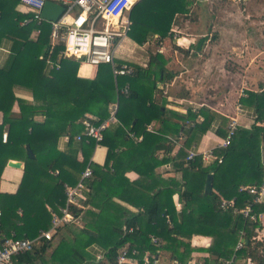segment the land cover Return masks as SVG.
Here are the masks:
<instances>
[{"label": "trees", "instance_id": "16d2710c", "mask_svg": "<svg viewBox=\"0 0 264 264\" xmlns=\"http://www.w3.org/2000/svg\"><path fill=\"white\" fill-rule=\"evenodd\" d=\"M192 1L138 0L129 13L128 39L138 46L153 37L171 39L176 17L188 14ZM17 3L0 0V38L5 30L4 34L14 39L12 55L0 68V176L7 164L5 154L23 156L24 168L16 194H0V243L9 238H37L48 230L51 212L60 214L59 208L65 205V187L75 186L87 166L93 178L85 200L70 207L76 222L59 228L49 241L39 240L32 251L18 256L15 264H100L87 252L92 245L101 249L107 264H116V251L125 244L140 253L169 254L173 262L184 263L195 256L202 264H210L209 259L216 264L224 260L264 264V244L252 241L258 222L243 219L232 208L219 207L221 199L235 198L234 208L241 209L250 196L238 192L239 188L263 178L264 86L240 99L242 106L254 110L255 122L249 129L237 127L230 145L215 150L221 159L203 167L196 157L186 166L184 159L195 136L204 134L213 119L220 117L207 108L198 112L188 109L185 114L165 108V100L157 97L161 91L156 83L173 78L166 69L170 58L150 55L145 68L117 61L132 67V76L114 78L109 65H100L94 68L92 78L78 77L80 60L58 58L62 44L51 47V24L30 20L22 25L32 14L18 13ZM32 30L38 32L35 40L30 39ZM205 37L188 50L200 51ZM48 58L52 68L47 65ZM125 87L127 96L121 94ZM17 88L28 92L32 102L16 98ZM112 104H117L118 126L103 132L99 144L107 149L106 157L102 166H95L90 162L94 140L78 142L75 138L83 130L85 115L100 124L109 118ZM15 105L20 118L10 122ZM221 120L216 133L225 138L228 120ZM152 121H159L160 126L150 132L146 126ZM5 130L7 140L3 143ZM128 133L142 137L141 141H132ZM64 136L69 137L66 149L59 150L58 140ZM180 136L184 137L180 161L173 167L181 172V189L166 184L156 173L169 162L166 156L174 145L169 139ZM26 145L33 158L26 157ZM159 153L163 158H158ZM127 171L136 172L138 180L129 181ZM208 174L213 177L210 194L204 192ZM175 194L185 202L179 213L173 202ZM258 208L264 211V206ZM129 229L132 232H127ZM240 230L247 244L235 250ZM194 235L210 237V246L192 248ZM151 236L161 239V244L153 245Z\"/></svg>", "mask_w": 264, "mask_h": 264}, {"label": "built area", "instance_id": "2783aa9c", "mask_svg": "<svg viewBox=\"0 0 264 264\" xmlns=\"http://www.w3.org/2000/svg\"><path fill=\"white\" fill-rule=\"evenodd\" d=\"M21 5L32 14V19L25 20L22 25L27 24L30 20L37 23L45 21L41 17V11L46 1L58 3L65 8L64 14L57 22H49L51 24L50 45H63L58 58L78 59L87 65L98 67L100 65H109L114 78L119 76H132L134 69L127 64L119 65L115 61L116 50L120 42L127 37V33L131 27L129 18L130 10L135 0H19ZM117 18L116 21H113ZM101 21L102 28H98V21ZM172 34V32H171ZM47 65L52 68L51 59H47ZM121 94L128 95V88L121 90ZM117 104L110 106V116L107 120L96 124L95 119L90 115H85L83 130L77 135L75 140L80 142L82 138L94 140L96 145L102 141V135L111 125L118 123L115 114ZM236 113H242L241 103L236 104ZM237 122L232 118L227 127V135L218 148L225 149L230 145L231 138L237 130ZM147 131H152L148 129ZM128 137L134 141H141V137H135L128 133ZM179 138H182L180 136ZM68 142L69 137H63ZM7 140V134L3 133L2 142ZM176 141L175 139H169ZM196 157L200 158L203 167H207L215 160L221 159L216 155L214 149H208L198 154L195 150H189L184 159L187 166L189 162L194 161ZM57 174V171L54 172ZM92 170L87 166L81 173L77 184L73 187H65L66 201L63 207L59 208L60 214L51 212V223L48 230L41 231L39 236L33 240L9 238L0 243V264H15L18 256L30 252L39 240H51L56 231L65 226H69L76 222V218L71 214L70 207L85 200V192L89 190L92 180ZM238 192L245 193L250 196L245 205L241 209L234 208L235 198L231 200L221 199L219 207L222 210L233 209L234 214H239L243 219L252 223L258 222L255 229L253 242L264 244V211H260L258 207L264 206V163L263 178L260 182L249 184L239 188ZM132 232V229L127 230ZM240 239L236 244L235 250L243 247L242 240L243 231H239ZM150 241L153 245L161 244L158 237L151 236ZM104 258L103 254H97L95 261L100 262ZM160 264L156 253L144 251L140 253L136 248L125 244L116 251V264ZM171 264H202L201 262L189 259L184 263L172 262ZM220 264H231V260L221 261Z\"/></svg>", "mask_w": 264, "mask_h": 264}, {"label": "crops", "instance_id": "0c3cea01", "mask_svg": "<svg viewBox=\"0 0 264 264\" xmlns=\"http://www.w3.org/2000/svg\"><path fill=\"white\" fill-rule=\"evenodd\" d=\"M137 1L138 0H135L134 4ZM15 10L20 14L29 13V12H27V9L21 5L19 0H18L16 7H15ZM1 31L2 30H0V32ZM174 31L172 29L170 30V32H172V34L174 33ZM4 33H5V30L3 31V34ZM3 34H1L2 37L0 38V68H3L5 66L9 57L12 55V47H13V43H14V39L12 37H10L8 34H4V35ZM37 35H38L37 30H32L31 34H30V39L35 40ZM176 39H177V41H179L181 39H183L184 41H190V42H186V43H188L187 45H189V43H190V46L195 45V44H193L191 38L182 37L180 39V37H177ZM167 42H173L172 35H171V39L167 38V39H164L163 41L159 40L157 37H153L141 46L136 45L135 43L130 41L128 39V37H126L120 42L119 47L116 50L115 61L117 63V61H123L124 60L123 61L124 63L130 62V63H134V64H136L142 68H145L147 66L148 59H149L150 55L157 53V54H162L166 57H169L170 61L166 65V69L173 74V78L171 80H167L165 82H163L161 80V81L156 83V88L161 91V93H159L157 95V97L165 100V108L167 110H170V111H173V112H176L179 114H185L188 109H191L193 112H198L201 108H207L209 111L214 112L216 115H218L220 117V118H214L213 119V121L210 123L208 130L204 134H202V135L197 134L195 136V139L193 140L188 151L189 150H195L198 154H200L201 152H204L208 149H214V150L219 149L218 145L220 144L222 139H224L216 133L217 131L220 130L221 125H222L221 117L226 118L228 120V124H229L230 120L232 118H234L237 122L238 127H243L245 129H249L255 122L256 115H255L254 110L251 107L242 106V113L240 115L237 114L236 113V105H234L236 98L228 95V93H233L232 90H230L228 92L224 91L226 96H222L223 99L214 100L213 103L211 101H213L214 98L206 100L205 99L206 90L204 88H201L202 86L198 85V81L196 83L195 82L193 83L192 77H190V76L187 77L186 75H184V73L188 72L187 68H184V71L182 69L178 72H176L174 70V68H173L174 59L172 58V60H171L172 56H170V55L172 54V52H170V50H168L167 45H166ZM154 43H157V45L155 46V49L153 50L154 52H151V50H149V48ZM123 45H125L124 50L122 51V53L119 54V50L123 47ZM176 45H177V47H181L180 49L183 51H189L188 53L190 55L192 54V52H194V50H192V49L188 50L190 46H188L186 49L183 46H181L180 44H179V46H178V44H176ZM166 49H167V53H166ZM144 51H146L145 54H143ZM194 53H195L196 57L199 56V51H195ZM122 54H124V56ZM119 56H121L120 59H122V60H117ZM84 65H85L84 67H82L81 64L79 65L78 77L87 78V79L92 78L95 75V69L93 68V66H90L87 64H84ZM81 71H83L87 74L81 75L80 74ZM224 90H226V89H224ZM14 93H15L16 98L21 99V100H25L27 102H32V97L28 92L17 88L14 90ZM241 93H242V96L245 98L246 94L243 91V89L241 90ZM208 101H210V102L208 103ZM19 118H20L19 109H18L17 105H15L13 107L12 114L10 116V122L17 121V120H19ZM39 121H42V119L40 118ZM197 121L201 122L202 117H198ZM1 122H2V114L0 113V124H1ZM117 126H118V123L111 124L107 129L115 130L117 128ZM159 126H160L159 121H152L149 125L146 126V130L150 129V130H152L150 132H153V131L157 130L159 128ZM227 127H228V125H227ZM6 128H7V126H6ZM4 133L7 134L6 130L4 131ZM141 139H142V137H141ZM172 139H175L176 141L173 142L174 145H173L171 153L169 154V157H168V155L166 156V158L169 159V162L158 167L156 169V173L158 176H160V178L166 184L172 185L175 188L181 189V187H180L181 183H182L181 172L174 170L173 164L180 161L178 153H179V150L181 149V146L183 145L184 137L183 136H182V138L173 137ZM132 141H134V140L132 139ZM134 142H137V141H134ZM67 143L68 142H65L63 137L60 138L58 140V149L59 150H65ZM106 151H107V149L105 147L101 146L100 144L96 145L94 148V151L92 153L90 162H92L95 166H102L104 164V161H105ZM157 156L159 159H161V158H163L164 155H163V153H159V154H157ZM4 157L6 158L7 162L8 161H19L22 163L21 168H12L6 164V166L3 168L1 176H0V194L14 195L18 191L19 185H20L21 180H22L23 168H24V157L21 155H15V154H5ZM125 176L131 182H134V181L138 180V178H139L138 174L134 171H127L125 173ZM212 192H213V189H212ZM173 202H174L176 212L179 213L181 211V209L183 208V206L185 205V202L179 201L177 194H175L173 196ZM131 210L133 212H135V209H131ZM18 214H20L19 211H18ZM81 224H82V222H81ZM194 238L198 241L196 244L192 243ZM200 240H207L208 242L207 243H200L199 242ZM211 241L212 240L210 237L201 236V235H194L190 239V245L192 248H207L210 246ZM128 245H130V244H128ZM87 252L91 256H93V258H95V256L97 254H103L101 249L95 245H92L91 247H89L87 249ZM51 253H52V248H50L46 252V254H48V255ZM201 255H203V254H201ZM169 256H170L169 254H166V253L162 254L161 253V255L158 256L159 263L160 264H171L173 261H171ZM191 259L199 261L195 256H192ZM209 260L211 262L214 261L213 259H209ZM99 263L100 264H107V262H106V260H104V258Z\"/></svg>", "mask_w": 264, "mask_h": 264}, {"label": "rangeland", "instance_id": "374dc122", "mask_svg": "<svg viewBox=\"0 0 264 264\" xmlns=\"http://www.w3.org/2000/svg\"><path fill=\"white\" fill-rule=\"evenodd\" d=\"M193 1L188 14L176 17L177 24L172 27L175 30L173 42L166 43L172 52L171 60L174 59L173 68L176 72L187 68L184 75L192 77L193 83L198 81V85L206 90L205 99L214 98L212 103L223 99L222 96H226L224 91L232 90L233 93L228 95L237 99L236 105L244 98L242 89L246 94L264 85V0ZM101 21L103 19L97 24L100 29ZM204 36L205 42L198 57L185 54L176 45L179 46L177 37L191 38L196 44ZM187 44L180 45L187 49L190 43ZM156 45L154 43L149 50L154 52ZM120 57L117 60H122ZM80 64L85 66V63Z\"/></svg>", "mask_w": 264, "mask_h": 264}, {"label": "water", "instance_id": "95a60500", "mask_svg": "<svg viewBox=\"0 0 264 264\" xmlns=\"http://www.w3.org/2000/svg\"><path fill=\"white\" fill-rule=\"evenodd\" d=\"M64 12V6L52 1H46L41 11V17L47 22H57ZM25 154L27 158H33V153L28 145L25 146ZM7 165L12 168H21L22 163L19 161H8ZM212 180V174H208L204 185V192L206 194H210L212 192ZM242 243L247 244V240L243 239ZM210 264H216V262L212 261Z\"/></svg>", "mask_w": 264, "mask_h": 264}, {"label": "clouds", "instance_id": "9594fccd", "mask_svg": "<svg viewBox=\"0 0 264 264\" xmlns=\"http://www.w3.org/2000/svg\"><path fill=\"white\" fill-rule=\"evenodd\" d=\"M177 43H179V44H185L186 41H184V40H179V41H177ZM80 74H81V75H86L87 73L81 71ZM197 242H198V241H197L195 238H194L193 241H192L193 244H196ZM199 242H200V243H207L208 241H207V240H200Z\"/></svg>", "mask_w": 264, "mask_h": 264}, {"label": "bare ground", "instance_id": "6f19581e", "mask_svg": "<svg viewBox=\"0 0 264 264\" xmlns=\"http://www.w3.org/2000/svg\"><path fill=\"white\" fill-rule=\"evenodd\" d=\"M116 20H117V18H114V19H113V21H116Z\"/></svg>", "mask_w": 264, "mask_h": 264}]
</instances>
